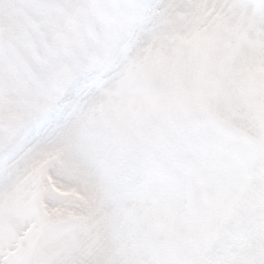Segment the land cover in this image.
<instances>
[{
  "label": "snow or ice",
  "instance_id": "6c2138e0",
  "mask_svg": "<svg viewBox=\"0 0 264 264\" xmlns=\"http://www.w3.org/2000/svg\"><path fill=\"white\" fill-rule=\"evenodd\" d=\"M0 264H264V0H0Z\"/></svg>",
  "mask_w": 264,
  "mask_h": 264
}]
</instances>
